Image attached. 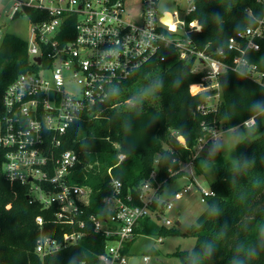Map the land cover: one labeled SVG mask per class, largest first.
I'll use <instances>...</instances> for the list:
<instances>
[{
  "label": "trees",
  "instance_id": "obj_1",
  "mask_svg": "<svg viewBox=\"0 0 264 264\" xmlns=\"http://www.w3.org/2000/svg\"><path fill=\"white\" fill-rule=\"evenodd\" d=\"M193 3L195 9L186 15L187 29L201 49L227 48L230 36L254 25L264 14V0ZM195 21L199 30L189 27ZM259 42L261 48L248 57L264 71V39ZM166 55L165 61L152 60L135 70L112 93L111 107L97 116L82 115L63 137L62 149H74L82 158L72 181L92 189L83 218L88 221L91 214L111 212L104 202L112 193L109 170L122 182L124 196L130 190L137 194L152 170L157 171L163 188L186 174L180 165L194 157L199 139L207 133L204 125L230 129L255 117L253 126L241 127L245 137L237 144L235 163L225 159L217 143H209L193 159L195 173L207 178L214 195L206 197V208L185 232L195 237L193 248L172 254L184 264H264V87L225 70L218 77L219 89L193 93L190 86L203 82L204 75L193 71L195 59L179 58L175 48L168 49ZM27 69L28 42L6 33L0 45V109L6 88ZM218 92L217 110L201 113L198 106ZM179 136L184 137V144ZM3 153L0 148V167ZM119 154L125 155L122 161ZM27 195L26 186L7 180L0 171V264H101L98 255L108 238L95 232L90 221L76 245L43 256L37 253L41 232L60 238L70 228L53 221L56 207L44 209ZM37 215L44 217L43 230L35 221ZM172 232L151 217L136 228V235ZM131 241L124 246V254L130 255Z\"/></svg>",
  "mask_w": 264,
  "mask_h": 264
},
{
  "label": "built area",
  "instance_id": "obj_2",
  "mask_svg": "<svg viewBox=\"0 0 264 264\" xmlns=\"http://www.w3.org/2000/svg\"><path fill=\"white\" fill-rule=\"evenodd\" d=\"M9 2L10 18L28 17L32 35L27 41L29 69L17 75L2 97L0 148L4 153L0 171L7 180L26 186L29 198L44 209L56 207L53 221L70 228L60 238L41 232L35 250L43 256L76 245L90 221L95 232L108 238L98 262L129 264L131 255L124 254L123 248L135 237L140 222L146 217L157 220L165 209L173 206L172 201L161 197L157 171L152 170L150 177L142 181L137 194L130 190L124 196L122 182L109 170L112 193L104 202L111 212L91 214L87 221L83 215L92 189L72 181L82 158L74 149H62L63 137L82 115L97 116L111 107L109 100L118 84L149 61H165L170 48H175L181 59L193 57V71L204 72L203 82L190 86V90L198 86L195 93L219 89L218 77L225 70L249 77L264 87V71L248 57L251 51L261 48L264 14L256 18L254 25L230 36L227 48L201 49L190 36L187 22L181 23L186 29L181 35H172L159 24L158 0H143L139 25L131 21L125 0H0V8ZM194 9L191 0L189 13ZM247 11L252 15L251 10ZM2 16L0 11V45L7 33ZM189 27L201 28L197 21ZM57 75L62 78L60 84L54 78ZM215 95L220 93L210 95L207 103L198 106L201 113L217 110L211 104ZM255 123V117H251L231 129ZM203 129L207 133L199 139L188 165L193 166V159L209 143L218 142L219 126L204 125ZM115 145L118 147V143ZM66 155L68 163L64 162ZM119 157L124 159V154ZM13 164L15 167H9ZM190 188L187 185L179 189L174 197L181 198ZM202 193L203 201L214 195L211 188L202 189ZM35 221L43 230V215H37ZM162 222L165 226L172 224L168 218ZM145 257L150 259L149 255Z\"/></svg>",
  "mask_w": 264,
  "mask_h": 264
},
{
  "label": "rangeland",
  "instance_id": "obj_3",
  "mask_svg": "<svg viewBox=\"0 0 264 264\" xmlns=\"http://www.w3.org/2000/svg\"><path fill=\"white\" fill-rule=\"evenodd\" d=\"M125 5L129 11L131 21L134 24L139 25L142 16L143 0H125ZM11 6L12 3L9 2L0 8L3 15L1 21H3V24L6 23L4 31L28 41L32 35V23L28 17L23 15H16L10 18L9 14L11 12ZM157 8L159 10V24L163 25L161 21L165 18V15L168 14L173 21H179L177 31L168 32L172 35L184 34L186 29L181 25V23H186V15L189 13L191 8V0H158ZM197 65L202 66L200 63H197ZM192 89L193 86L191 87V90ZM219 101L220 95H215L212 98L211 104L214 105V107H217ZM128 102L131 104L134 103L131 100ZM262 122L264 124V112ZM244 137L245 132L241 127L235 129L221 128L217 144L220 147L225 159L234 163L236 162V147ZM120 155L121 154H119V156ZM187 163L188 162L181 163V168L184 169L183 167L188 166ZM188 172V175L184 174L167 183L163 189L164 196H169L168 198L172 201L173 206L171 209H165L160 214L157 221L160 226H163L162 221H164L165 218L170 219L172 224L164 226L165 230H172L173 232L171 234L168 233L163 235L139 234L133 242H131L130 248L135 255L134 257L139 258L138 264H145V255H149L150 257L147 264H184L181 257L173 255L172 253L178 249L191 250L195 245V237L187 235L185 232L206 208L207 203L202 200V189L209 191L210 186L207 178L196 174L192 165L188 167ZM187 184L190 185V190L184 192L181 198H175L174 194H172L173 191L177 188L187 186ZM179 219H181V223L177 224L176 222ZM159 238H162V241H160Z\"/></svg>",
  "mask_w": 264,
  "mask_h": 264
},
{
  "label": "clouds",
  "instance_id": "obj_4",
  "mask_svg": "<svg viewBox=\"0 0 264 264\" xmlns=\"http://www.w3.org/2000/svg\"><path fill=\"white\" fill-rule=\"evenodd\" d=\"M161 23L168 29V31L170 32H176L177 31V25L179 24V21H173V19L168 15L166 14L165 15V18L162 19ZM56 80H57V83L60 84L62 83V78L57 75L54 77ZM197 91V89L193 88L192 89V92L195 93ZM38 128V126H36ZM64 129L62 128L61 131H63ZM181 141L183 142V138H181ZM70 155V154H68ZM121 159H123V157H120ZM43 162V161H41ZM65 163H68V159H67V155L65 156ZM9 167H15V165H9ZM180 197L178 196L177 199H179ZM130 222V221H129ZM148 257H145L144 260H145V264H147V261H148Z\"/></svg>",
  "mask_w": 264,
  "mask_h": 264
},
{
  "label": "crops",
  "instance_id": "obj_5",
  "mask_svg": "<svg viewBox=\"0 0 264 264\" xmlns=\"http://www.w3.org/2000/svg\"><path fill=\"white\" fill-rule=\"evenodd\" d=\"M182 137V136H181ZM181 141V140H180ZM182 142V141H181ZM183 144L185 143V139L183 138V142H182ZM188 165V164H187ZM189 166H191V165H188V166H185V167H183L184 169V171L186 172V175H188L189 174V172H188V167ZM187 168V169H186ZM188 185V184H187ZM185 187V186H184ZM183 188V187H182ZM182 188H177V189H175L174 191H173V193L172 194H174L176 191H178L179 189H182ZM164 187L162 188V191H161V197H162V199L163 200H169V196H164ZM170 201V200H169ZM179 221H180V223H181V219H179ZM139 234H137V235H135V237L132 239V241L131 242H133V240L138 236ZM162 241V240H161ZM130 255H131V257H134L135 255L133 254V252H132V250H131V248H130ZM150 260V259H149ZM148 260V261H149ZM139 262V261H138ZM138 264V263H137Z\"/></svg>",
  "mask_w": 264,
  "mask_h": 264
},
{
  "label": "water",
  "instance_id": "obj_6",
  "mask_svg": "<svg viewBox=\"0 0 264 264\" xmlns=\"http://www.w3.org/2000/svg\"><path fill=\"white\" fill-rule=\"evenodd\" d=\"M37 60L38 61H40V58L38 57L37 58ZM29 195H27V199H29ZM177 224H180V221L179 220H177V222H176ZM138 261H139V258H137V257H131L130 259H129V264H137L138 263Z\"/></svg>",
  "mask_w": 264,
  "mask_h": 264
},
{
  "label": "bare ground",
  "instance_id": "obj_7",
  "mask_svg": "<svg viewBox=\"0 0 264 264\" xmlns=\"http://www.w3.org/2000/svg\"><path fill=\"white\" fill-rule=\"evenodd\" d=\"M193 88L197 89L198 87L197 86H193ZM179 138L181 140V138H183V137L179 136Z\"/></svg>",
  "mask_w": 264,
  "mask_h": 264
}]
</instances>
